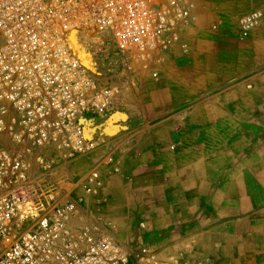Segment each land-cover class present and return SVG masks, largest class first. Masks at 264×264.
Wrapping results in <instances>:
<instances>
[{
  "label": "crops",
  "instance_id": "1",
  "mask_svg": "<svg viewBox=\"0 0 264 264\" xmlns=\"http://www.w3.org/2000/svg\"><path fill=\"white\" fill-rule=\"evenodd\" d=\"M194 2L180 41L145 64L112 165L69 166L102 181L70 229L114 239L133 264H264V19L247 38L239 27L264 0Z\"/></svg>",
  "mask_w": 264,
  "mask_h": 264
},
{
  "label": "built area",
  "instance_id": "2",
  "mask_svg": "<svg viewBox=\"0 0 264 264\" xmlns=\"http://www.w3.org/2000/svg\"><path fill=\"white\" fill-rule=\"evenodd\" d=\"M194 0H0V264H133L108 237L76 238L70 220L102 188L97 167L114 162L103 123L124 89L98 79L72 45L109 37L130 59L180 41ZM261 13L242 22L248 37ZM95 59V53H93ZM127 143V139L121 142ZM158 264L154 255H148Z\"/></svg>",
  "mask_w": 264,
  "mask_h": 264
},
{
  "label": "rangeland",
  "instance_id": "3",
  "mask_svg": "<svg viewBox=\"0 0 264 264\" xmlns=\"http://www.w3.org/2000/svg\"><path fill=\"white\" fill-rule=\"evenodd\" d=\"M255 13H261L262 17L257 20V23L252 30L258 27L261 21L264 19V12L257 11ZM252 15L244 17L239 22L241 34L243 33V20ZM242 38L247 37L242 36ZM94 46L96 48L95 50H93V53H95L96 56L95 62L98 64L97 71L93 72L94 75L98 79L105 82L117 83L124 89V94L119 106L115 109V111L109 114L108 120L103 123V132L105 136L110 140H114L119 134L117 133L118 128L115 126V124L116 122L119 123L118 119L121 115V112H123V110L127 107V103L130 99H135L136 95H138L137 93L143 91L145 60H135L126 57L117 49L116 45L109 37H106V41H104V44L95 43L92 45V47ZM98 47L102 52L100 50L96 51ZM124 129L125 127H123L122 131H124ZM122 139H128V136L124 135Z\"/></svg>",
  "mask_w": 264,
  "mask_h": 264
},
{
  "label": "bare ground",
  "instance_id": "4",
  "mask_svg": "<svg viewBox=\"0 0 264 264\" xmlns=\"http://www.w3.org/2000/svg\"><path fill=\"white\" fill-rule=\"evenodd\" d=\"M72 40H73L72 45L74 46L75 50L79 52L82 60L86 63L89 70H91L92 72L97 71L98 64L95 62L96 56L94 59L93 54H92V51L96 49L95 46L92 47V45L94 44V41L88 42V45H85L84 43L79 42L76 31H74L72 34ZM99 50L101 51V49L98 47L96 51H99Z\"/></svg>",
  "mask_w": 264,
  "mask_h": 264
}]
</instances>
